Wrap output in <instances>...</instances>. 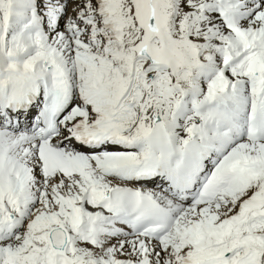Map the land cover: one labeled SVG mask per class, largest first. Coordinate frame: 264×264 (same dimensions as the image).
I'll list each match as a JSON object with an SVG mask.
<instances>
[{"label": "snow or ice", "instance_id": "obj_1", "mask_svg": "<svg viewBox=\"0 0 264 264\" xmlns=\"http://www.w3.org/2000/svg\"><path fill=\"white\" fill-rule=\"evenodd\" d=\"M0 264H264V0H0Z\"/></svg>", "mask_w": 264, "mask_h": 264}]
</instances>
